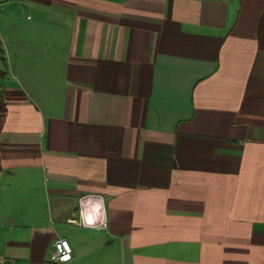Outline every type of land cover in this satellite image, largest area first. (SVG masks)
<instances>
[{"label":"crops","instance_id":"1","mask_svg":"<svg viewBox=\"0 0 264 264\" xmlns=\"http://www.w3.org/2000/svg\"><path fill=\"white\" fill-rule=\"evenodd\" d=\"M0 264H264V0H0Z\"/></svg>","mask_w":264,"mask_h":264},{"label":"built area","instance_id":"2","mask_svg":"<svg viewBox=\"0 0 264 264\" xmlns=\"http://www.w3.org/2000/svg\"><path fill=\"white\" fill-rule=\"evenodd\" d=\"M55 258L59 262H67L73 258V247L68 239L59 237L54 242Z\"/></svg>","mask_w":264,"mask_h":264}]
</instances>
